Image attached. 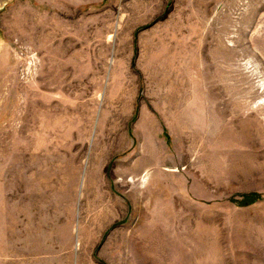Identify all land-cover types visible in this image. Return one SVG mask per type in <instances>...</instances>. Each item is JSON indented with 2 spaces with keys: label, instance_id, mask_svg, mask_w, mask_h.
Returning a JSON list of instances; mask_svg holds the SVG:
<instances>
[{
  "label": "rangeland",
  "instance_id": "obj_1",
  "mask_svg": "<svg viewBox=\"0 0 264 264\" xmlns=\"http://www.w3.org/2000/svg\"><path fill=\"white\" fill-rule=\"evenodd\" d=\"M0 264H264V0H0Z\"/></svg>",
  "mask_w": 264,
  "mask_h": 264
},
{
  "label": "trees",
  "instance_id": "obj_2",
  "mask_svg": "<svg viewBox=\"0 0 264 264\" xmlns=\"http://www.w3.org/2000/svg\"><path fill=\"white\" fill-rule=\"evenodd\" d=\"M258 197L256 196V195H246V196H244V201L245 202H251V201H253V200H255V199H257Z\"/></svg>",
  "mask_w": 264,
  "mask_h": 264
},
{
  "label": "bare ground",
  "instance_id": "obj_3",
  "mask_svg": "<svg viewBox=\"0 0 264 264\" xmlns=\"http://www.w3.org/2000/svg\"><path fill=\"white\" fill-rule=\"evenodd\" d=\"M55 127V126H54Z\"/></svg>",
  "mask_w": 264,
  "mask_h": 264
}]
</instances>
